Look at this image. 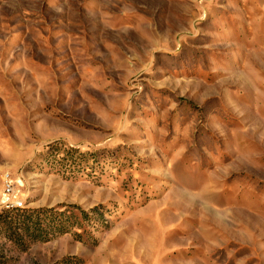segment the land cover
<instances>
[{
  "label": "rangeland",
  "instance_id": "rangeland-1",
  "mask_svg": "<svg viewBox=\"0 0 264 264\" xmlns=\"http://www.w3.org/2000/svg\"><path fill=\"white\" fill-rule=\"evenodd\" d=\"M0 264H264V0H0Z\"/></svg>",
  "mask_w": 264,
  "mask_h": 264
},
{
  "label": "trees",
  "instance_id": "trees-1",
  "mask_svg": "<svg viewBox=\"0 0 264 264\" xmlns=\"http://www.w3.org/2000/svg\"><path fill=\"white\" fill-rule=\"evenodd\" d=\"M19 209H13L11 212H16ZM63 211L53 212V210H40L37 212H27L7 222L11 230L6 236L8 240L17 246L24 245L26 239L30 241H46L55 232L63 234L68 232V227L65 225L67 218H62ZM41 220L47 222V227L42 228Z\"/></svg>",
  "mask_w": 264,
  "mask_h": 264
},
{
  "label": "built area",
  "instance_id": "built-area-1",
  "mask_svg": "<svg viewBox=\"0 0 264 264\" xmlns=\"http://www.w3.org/2000/svg\"><path fill=\"white\" fill-rule=\"evenodd\" d=\"M2 189L6 197L4 203L6 210L20 209L23 207L18 186L16 185L14 177L8 172L2 175Z\"/></svg>",
  "mask_w": 264,
  "mask_h": 264
}]
</instances>
